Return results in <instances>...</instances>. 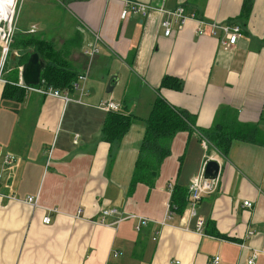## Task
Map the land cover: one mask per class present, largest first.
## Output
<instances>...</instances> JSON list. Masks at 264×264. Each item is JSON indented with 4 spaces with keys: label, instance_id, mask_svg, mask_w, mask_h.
Wrapping results in <instances>:
<instances>
[{
    "label": "crops",
    "instance_id": "0c3cea01",
    "mask_svg": "<svg viewBox=\"0 0 264 264\" xmlns=\"http://www.w3.org/2000/svg\"><path fill=\"white\" fill-rule=\"evenodd\" d=\"M138 1L152 5L147 15L123 19L122 0H65L62 6L28 0L22 36L38 33L52 42L86 80L80 100L64 102L18 85L31 47L10 48L12 61L1 67L0 264H213L217 255V264H248L254 252L251 264H264V0ZM179 5L194 17L164 35L159 7ZM56 11L58 20L50 17ZM214 22L241 26L230 51L221 47V29L210 33ZM95 36L101 51L89 58L83 46ZM164 75L179 78L181 89L160 88ZM9 80L24 89L23 100L1 98ZM67 89L70 98L79 97L73 86ZM157 96L189 113L194 124L172 138L154 186L137 183L127 195L143 120ZM106 100L135 116L112 151L100 133ZM220 118L255 124L261 137L235 139L223 155L201 133ZM6 155L11 162H4ZM212 159L219 165L214 189L201 196L194 215L186 204L167 219L172 188H187ZM35 195L40 206L23 201ZM43 207L59 210L49 224L42 223ZM106 208L147 221L139 230L138 217L110 225L115 217L109 215L101 223Z\"/></svg>",
    "mask_w": 264,
    "mask_h": 264
},
{
    "label": "trees",
    "instance_id": "16d2710c",
    "mask_svg": "<svg viewBox=\"0 0 264 264\" xmlns=\"http://www.w3.org/2000/svg\"><path fill=\"white\" fill-rule=\"evenodd\" d=\"M245 14L246 12L244 13L243 11L240 16ZM20 38L22 40L17 42L13 38L12 43L9 45V51L10 48L15 47V44L18 45V48L26 49L31 47L32 49L26 52L30 54L36 52L39 58L45 61V67L41 73L42 83L39 82L37 86L44 84L59 89L72 86L77 74L67 65L61 51H58L52 42L33 36ZM23 56V61L26 62L28 54L25 53ZM181 86V80L170 75H164L160 82V88L167 87L179 90ZM24 96V89L17 86L14 81L9 80L4 84L1 98L21 101ZM133 118H135L134 115L125 114L122 110L107 111L100 133L101 139L111 145V151L112 147L129 130ZM143 122L144 131L138 145L127 195L133 193L137 183H143L149 188L154 186L159 175L160 165L170 153L172 138L179 131L191 130L194 124L189 113L172 106L160 96H157L153 101L150 113ZM201 133H204L217 151L223 155L228 153L231 143L235 139L254 142L261 137V131L255 124H244L222 118L209 129L201 131ZM186 204H188V187L184 188L183 186L175 185L170 194L169 209L172 212H182Z\"/></svg>",
    "mask_w": 264,
    "mask_h": 264
},
{
    "label": "built area",
    "instance_id": "2783aa9c",
    "mask_svg": "<svg viewBox=\"0 0 264 264\" xmlns=\"http://www.w3.org/2000/svg\"><path fill=\"white\" fill-rule=\"evenodd\" d=\"M60 4L66 3L65 0H56ZM16 2V0H15ZM14 7L15 3L13 6V14H14ZM152 8V5L138 1V0H122V8L120 11V17L121 18H126L131 14H138L142 16H146L148 11ZM159 10L162 13V19L160 21V26L163 29L164 35H170L173 33V28L176 27L177 30H179L185 23L187 18H192L194 17L193 14H191L189 17L184 11V8L182 6H176L175 8H163L159 7ZM13 15L10 20H5L3 19L4 22L7 23V31H5L1 27V35H0V45H1V53H2V59H4L5 56H7L9 52V45L13 41L12 34H11V22H12ZM199 23H204L203 19L198 20ZM211 31L210 33L215 35L217 29H221L223 33V37L220 40L221 47L224 51H230L233 47L234 44L236 43L238 37L241 34V26L239 24L235 23H224L221 25H218L216 22L211 23ZM78 30L83 32L84 28L83 25H79ZM197 30L200 34H204L205 30L200 28L199 26L197 27ZM29 31H34V27L29 29ZM99 41L100 39L98 36H95L93 39L88 41L86 44L83 46V53L91 58L94 55H97L101 49L99 46ZM3 63H1L0 66V71ZM86 80V72L82 74H78L76 81L72 83V86L79 91V97L76 99L70 98L68 89L67 88H54L51 86H37V85H29L26 86L22 80L18 82L19 86H22L25 88L27 91H38L40 93L60 98L64 102H68L70 100H75L79 101L80 98L82 97L84 93V83ZM105 110H112L116 111L119 106L114 103L112 100H106L101 103V105ZM201 144L204 148L207 147L208 142L205 139H201ZM12 161V157L6 155L4 157V162L9 163ZM206 164V161L204 162L203 168L201 171L196 175L194 178L190 180V184L188 186V208L190 210V213L192 215L195 214V206L197 202L200 200L201 196L212 191L215 187V180L210 179V178H205L203 176V170L204 166ZM14 197V196H13ZM12 198V197H10ZM24 202L30 204L33 208L40 206L38 203V196H27L23 199ZM243 205L245 206H250L251 202L248 200L243 201ZM45 210V214L42 217V223L44 224H49L51 222V217L53 213L59 212V210L56 207H43ZM109 215H113L115 218L114 220L109 223L110 225L117 224L119 221L127 219V218H135L138 217V223L135 226L136 230H139L141 225L145 224L147 219L145 217H141L135 214H125V213H120L118 210L115 208H106L101 210V223H105V218ZM172 215V211L168 208L166 218H170ZM203 227V221L198 220L196 222V230L201 231ZM251 233V232H249ZM257 253H252V256L248 259V264H251L254 262V258L256 257ZM116 254L114 253V256ZM220 257L217 255L213 258V264H217L219 261Z\"/></svg>",
    "mask_w": 264,
    "mask_h": 264
},
{
    "label": "water",
    "instance_id": "95a60500",
    "mask_svg": "<svg viewBox=\"0 0 264 264\" xmlns=\"http://www.w3.org/2000/svg\"><path fill=\"white\" fill-rule=\"evenodd\" d=\"M45 67V63L41 60L36 52L29 55L27 61L23 64L21 77L26 86L37 85L41 80V70ZM112 79L116 80L117 75L113 74L108 81L106 91L112 90ZM219 165L215 160H208L204 166L203 176L205 178L214 179L217 176Z\"/></svg>",
    "mask_w": 264,
    "mask_h": 264
},
{
    "label": "rangeland",
    "instance_id": "374dc122",
    "mask_svg": "<svg viewBox=\"0 0 264 264\" xmlns=\"http://www.w3.org/2000/svg\"><path fill=\"white\" fill-rule=\"evenodd\" d=\"M24 1L25 0H16V2H15V7H14V14H13V18H12V22H11V34H12V38H15L16 39V42L17 41H19V40H22V38H20V37H23L22 36V34H21V29L19 28L20 27V25L24 22V20H25V16L24 15H26V9H27V5H28V0H26V2H25V4L23 5V3H24ZM55 2H57L56 0H55ZM58 3V2H57ZM59 4V3H58ZM59 5H61V4H59ZM62 6V5H61ZM59 8L62 10V11H64V8L63 7H60L59 6ZM19 15H21V18H20V20H19V22H18V17H19ZM29 17V16H28ZM50 17H54L55 18V20H58L59 18H60V16H59V14H58V12L56 11V12H54V13H52L51 12V14H50ZM49 16H45V17H43L45 20H49V18H50ZM0 27H2L5 31H7V29H8V27H7V23L6 22H4V21H1V23H0ZM36 37H39V34L38 33H36ZM25 36H31V35H25ZM12 43V42H11ZM15 47H18V45L17 44H15L14 45ZM9 53H10V56H9ZM9 53L7 54V56H5L4 57V59H3V64L5 63V61H6V67H8V63L10 62V61H12V52H10L9 51ZM25 53H27L28 54V57H29V55H30V53H28V52H25ZM26 59H28V58H26ZM27 61V60H26ZM1 66V65H0ZM91 67H92V64H91ZM91 67H90V69H91ZM117 110H120L119 108L117 109Z\"/></svg>",
    "mask_w": 264,
    "mask_h": 264
},
{
    "label": "bare ground",
    "instance_id": "6f19581e",
    "mask_svg": "<svg viewBox=\"0 0 264 264\" xmlns=\"http://www.w3.org/2000/svg\"><path fill=\"white\" fill-rule=\"evenodd\" d=\"M15 0H0V23L5 20H10L13 15V6H14ZM1 31V27H0ZM1 33V32H0ZM1 35V34H0Z\"/></svg>",
    "mask_w": 264,
    "mask_h": 264
},
{
    "label": "clouds",
    "instance_id": "9594fccd",
    "mask_svg": "<svg viewBox=\"0 0 264 264\" xmlns=\"http://www.w3.org/2000/svg\"><path fill=\"white\" fill-rule=\"evenodd\" d=\"M9 2H11V0H9Z\"/></svg>",
    "mask_w": 264,
    "mask_h": 264
}]
</instances>
